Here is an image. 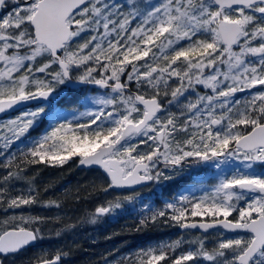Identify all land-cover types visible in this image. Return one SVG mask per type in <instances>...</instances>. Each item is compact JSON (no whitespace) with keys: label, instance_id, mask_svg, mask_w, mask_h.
I'll return each instance as SVG.
<instances>
[{"label":"snow or ice","instance_id":"snow-or-ice-1","mask_svg":"<svg viewBox=\"0 0 264 264\" xmlns=\"http://www.w3.org/2000/svg\"><path fill=\"white\" fill-rule=\"evenodd\" d=\"M128 5L131 10L125 12V6L113 0H0V112L19 101L47 97L69 78L73 66L88 65L79 81L111 88L117 94L102 101L104 108L87 113L93 119L76 124L75 129L59 124L38 140L25 153L32 157L29 163L64 164L78 156L82 165H100L110 177L108 187H113L170 179L158 170L160 163L175 168L189 159L226 156L264 162V0H158L144 8L128 0ZM84 31L94 34L72 50L73 39ZM181 42L186 43L178 47ZM41 55L50 60L37 68L32 62ZM53 65H59V71L53 73ZM21 69L27 74L17 79L15 74ZM37 72L45 78H37ZM94 73H99V78ZM122 75L126 81H121ZM133 82L138 93L151 89L154 94L150 98L145 94L126 97L125 91ZM26 85H35L36 91ZM172 85L176 86L167 104L186 91L196 93L195 102L185 104L186 112H181L182 128L177 126L176 115L166 120L160 116L165 107L160 91L167 96ZM198 85L211 89V94H199ZM237 93L248 95L243 101L234 100ZM120 102L125 106L123 111ZM138 105L143 106L142 113ZM38 111L0 124L6 147L27 132ZM101 119L111 120V126L93 127ZM241 126L251 130L242 131ZM178 131L189 138L173 148L170 141ZM136 136L144 139L121 144ZM49 140L67 145L63 148L66 154L59 156L52 147L46 148ZM140 145H147L150 151L138 150ZM16 175L9 172L3 179L6 183ZM241 192L255 194L243 207L238 206L243 199ZM179 201V207L176 203L166 207L181 228L219 226L250 235L221 240L213 253L205 251L201 243L198 251L174 259L165 251H142L138 264H167L169 259L171 264H186L199 255L209 261L219 257L222 264H264V176L233 175L222 179L210 196H181ZM5 202L7 207L17 208L35 201L24 196L8 199L7 188L0 187V205ZM186 203L191 204V217L217 219L199 225L185 222ZM118 206L98 207L96 215L103 216ZM233 212H238V217L230 220ZM157 215L163 217L166 212L154 213L152 219ZM38 238L39 229L16 226L4 230L0 232V253L16 252ZM59 259H45L41 264H56ZM123 259L137 264L133 257ZM105 264H110L107 258Z\"/></svg>","mask_w":264,"mask_h":264},{"label":"trees","instance_id":"trees-1","mask_svg":"<svg viewBox=\"0 0 264 264\" xmlns=\"http://www.w3.org/2000/svg\"><path fill=\"white\" fill-rule=\"evenodd\" d=\"M90 34L94 33L91 31ZM75 49L78 48L75 46ZM94 75L99 78V73ZM126 79V75L121 76L122 81ZM130 85L133 87L134 82ZM66 90L53 104V110L62 112L61 109H65L77 114L84 110L85 105L90 104L87 99H90L91 94L103 93L88 86ZM139 93L146 96L154 94L152 90ZM187 94L189 91H186L183 97L187 98ZM159 99L162 103L165 100L161 96ZM94 101L95 98L93 103ZM121 107H124V104L120 103V109ZM173 112L175 114L178 111L174 109ZM43 123L44 120L32 128L29 136L38 134ZM183 123V119H177L178 128H182ZM179 132L181 133H177L176 137L179 135L183 138L185 133ZM32 147L26 143L15 153L10 152V149L0 153V187L7 188V198L24 196L32 197L35 201L17 208L7 207V202L0 205V232L7 228L23 226L33 231L39 229V238L35 244L18 253L0 255V264H37L57 256L60 257L57 264H105V258L110 264H128L124 257H133L138 264L142 251L152 250L157 254L165 251L172 259L184 252H196L188 243L173 238L178 234L179 224L171 219L172 212L166 206L169 204L168 200L175 198L177 194L169 191L166 183L158 190L151 181L150 185L141 191L143 194L136 198L134 191L116 192L108 187L110 181L100 169L77 168L78 156L72 157L64 164L29 163L32 157L30 154L25 156V153ZM56 152L59 156L66 154L63 150ZM7 157L11 159L7 160ZM9 172L17 175L5 183L3 178ZM112 196L116 200H113ZM117 201L119 206L114 209L112 217L106 214L96 215V208L108 207ZM186 208L188 215L185 222L217 219L207 216L191 217V204ZM160 211H165L166 215H157L153 220L152 215ZM229 219L234 220L235 217L230 216ZM210 243L211 239L207 241V245ZM167 264H171V259ZM186 264H197V261H188Z\"/></svg>","mask_w":264,"mask_h":264},{"label":"rangeland","instance_id":"rangeland-1","mask_svg":"<svg viewBox=\"0 0 264 264\" xmlns=\"http://www.w3.org/2000/svg\"><path fill=\"white\" fill-rule=\"evenodd\" d=\"M114 3H120L122 6L124 7V11L128 12L131 10V6L128 5V0H113ZM158 2V0H134V3L140 7V8H144L146 5L148 7L156 4ZM79 18V17H77ZM133 27L135 26V24L132 25ZM91 31H84L81 32V34L73 39V42L71 44V48L72 50H76V48H78L81 44H84L86 41H88L89 39H91L92 35L90 34ZM184 43L186 42H181L182 46ZM90 50V49H89ZM238 51V49H236ZM88 51V50H86ZM154 51L157 52V55H160L159 51L157 49H154ZM168 49H165V52H168ZM50 58L47 57L46 55H41L39 57L36 58V61H33L32 63L34 64L35 67H43L44 64L49 63ZM161 62H162V58H161ZM28 63V62H26ZM0 67H2V65H0ZM88 67V65H85L83 67L80 68H76L75 66H73L72 69H70V72L73 73L75 75L76 79H79V77L81 75L84 74V72L86 71V68ZM131 70V68L129 67V71ZM223 71H226V68L222 67ZM51 71L54 73L55 71H59V66L58 65H53ZM27 72L23 69H21L20 71H18L15 75L17 77V79H19L21 76L26 75ZM37 78H45V74L44 73H35ZM47 79H51L50 76L47 77ZM176 85H172L168 90H167V96H165V93L163 90L160 91L159 96H161V98H164V104L165 107L163 109V111L160 113L161 119L166 120L168 118L169 115L174 114L173 110L175 109L176 111H178L177 113H175L174 115H176L178 118L181 115L182 111L186 112V109L184 108V105L189 103V102H195L196 99V93L192 92L191 90H189V94H187V98H191V99H187L184 98L183 95L181 97L178 98L177 101H173L171 104H167L168 100H171V91L175 88ZM134 87L136 88V84L134 82ZM197 87L202 88V90H198L199 94L201 95H210L211 94V89H205L203 85H198ZM260 86H257V88H259ZM26 88L30 89L31 91H36L35 85H26ZM162 88V86H161ZM67 89L66 86V80H64L63 83L57 85L55 88H53L52 90V95L49 99V101L45 104H42L40 106H34V107H29L26 109H23L19 112H15V113H10L7 116L0 118V124H5L8 120L11 119H15L16 117L29 112V111H38V115L36 116V118L33 120V123L31 124V126L29 127V129L27 130V132L21 136L19 139L14 140L13 143H11L10 145H8L7 147L5 146V141L2 137H0V153L10 149V152L15 153L17 150L22 149L25 144H29L31 146H34V144L38 141L41 140L44 136L50 135L51 131L58 126L59 124L62 123H66V124H70V126L75 129V125L79 124V123H86L88 120L93 119L94 117L91 115H88L87 113L91 112V113H95L97 110L104 108L105 105L102 103L101 98L107 100L110 99L114 96H116L117 94L115 92H112V90L107 91V92H103V93H94L91 94V96H89L90 99V104H87L84 106V110H82L81 112L75 114L73 112H69L70 110H65V109H61L63 110L62 112H58L57 110H53V104L56 102V100L59 98V96L63 95L65 91ZM151 90V89H150ZM258 89H254L253 91H256ZM143 91V90H141ZM100 92V91H99ZM155 90H152V93H154ZM143 94V93H140ZM126 97L130 96L131 94L125 92L124 94ZM248 95V93H237L234 95L233 99L234 100H245ZM132 96V95H131ZM95 98V101L93 103V99ZM104 100V101H105ZM119 102V100H118ZM122 103V102H120ZM93 104V105H92ZM123 104V103H122ZM125 107V106H124ZM124 107H121V111L124 110ZM138 107H140L141 109V113H142V107L140 105H138ZM43 127L41 128L40 132L38 134H35V136L30 135L29 136V131L34 128L35 126H37L39 123L43 122ZM111 120H104L101 119L100 121L97 122V125H94L93 127H97V126H104V127H109L111 126ZM241 130L242 131H250V128H248L247 130L243 129V126H241ZM177 133H181V132H177ZM177 133L175 134L174 138L171 139L170 143L171 146L173 148H175L177 145H184L186 140L189 138V136L185 135L183 136V138L176 137ZM78 135H82V132H78ZM69 135H71V133H69ZM144 139L143 136H136L133 137L132 139L126 140L122 145H127V144H134L137 143L139 140ZM12 147V148H11ZM46 148L48 147H52L54 151H58V150H63L64 147H67V145L63 144L60 141H56V140H49L47 142V144L45 145ZM140 151L143 152H147L150 151V149L148 148L147 145H140L139 149ZM257 162H244V161H240L237 160L235 158H231V157H224V158H220V159H212L209 160L208 162H202L201 160H198V164L195 166L198 169L202 168V173L195 175V177H193V181L189 182V184H187L186 186L182 187V189H180V193H178L176 195L175 198L169 199V204H177V206H180V201H179V197L181 196H187L189 197V199H191L192 197H197V199H199L200 197H204L205 195H211L212 190L214 189V187L224 178L233 176V175H237V174H241V175H250V176H254L255 173V169L253 167H255ZM187 173L188 172H194V166H190V167H186L185 168ZM158 170H161L164 172L165 175L169 176V174H167V168L164 167L163 163L159 164ZM193 175V174H192ZM262 177V175L260 176ZM153 182V185H155V187L160 190V186L162 184H165L167 179H159V180H151ZM145 189L141 188L138 191L134 192V197H139L141 196V194H143V191ZM240 195L243 196V199H240L238 201V206L239 207H243L248 200H250L253 196V194L250 193H240ZM113 200L114 196H112ZM116 203L119 204V201H117ZM115 203V204H116ZM190 203H186L184 206L188 207ZM114 209L113 208L108 214L107 216L112 217L114 215ZM232 216H234L235 218L238 217V212H233ZM222 218V217H220ZM16 227V226H15ZM12 227V228H15ZM27 228V227H25ZM9 229V228H7ZM5 229V230H7ZM177 230H178V225H177ZM177 235L173 238H175L176 241H181L184 243H188L195 251H198V249L201 248V243H203V248L205 251H208L209 253H213L217 248H218V243L221 240L224 239H232V238H236L238 236L240 237H244V236H248V235H225V232L222 231L221 229L216 230L215 233L209 232V233H197V232H189V231H185L182 233H179V231H177ZM213 233V234H212ZM228 234V233H227ZM211 239V243L210 245H207V241ZM214 248V249H212ZM183 254H186L185 252ZM194 261H197V264H222V259L219 257H216L214 260L209 261L207 259H205L202 255H199L198 259L197 256L195 257Z\"/></svg>","mask_w":264,"mask_h":264},{"label":"water","instance_id":"water-1","mask_svg":"<svg viewBox=\"0 0 264 264\" xmlns=\"http://www.w3.org/2000/svg\"><path fill=\"white\" fill-rule=\"evenodd\" d=\"M84 82L82 81H79V80H69L68 82V85L71 86V87H77L79 85H82ZM90 86L94 87V88H97V89H107L108 87H101L95 83H88ZM128 89V87H127ZM50 94V93H49ZM137 93H135L134 95H136ZM49 96V95H48ZM48 96L47 97H44V98H35V99H29V100H24V101H19L17 102L16 104L12 105L10 108L6 109V111L4 112H0V118H3L6 114V112L8 111H18V110H21L33 103H41V102H44L48 99ZM146 98H150V97H146ZM142 106V105H141ZM143 108V106H142ZM81 159V158H80ZM79 159V160H80ZM79 160H78V163H77V166L79 168H88V167H100L101 170L107 175V177L110 179V177L108 176L107 172L100 166V165H97V164H91V165H82L79 163ZM149 181H144V182H141V183H138L136 185H132V186H113L112 188L118 190V191H134V190H137L139 188H142V187H145V185L148 184ZM215 221H191V222H188V223H196L197 225H199L200 223H214ZM219 227V226H217ZM217 227H212V228H209L207 230L205 229H202L200 227H196V228H190V229H196V230H200V231H211V230H215ZM13 228H9L7 230H12ZM28 229V228H27ZM181 230L183 229H188V228H181ZM223 229V228H222ZM28 230H31V229H28ZM225 230V229H223ZM226 232L230 233V234H233V235H238V234H244L246 232L244 231H228V230H225ZM35 242L32 241L30 243H28L27 245L23 246L21 249L17 250L16 252H10V253H7V254H2L0 253V255H10V254H14V253H18L20 252L21 250H23L24 248H26L27 246L33 244ZM49 260H54V259H49ZM37 264H41V261L38 262ZM56 264H57V261H56Z\"/></svg>","mask_w":264,"mask_h":264},{"label":"flooded vegetation","instance_id":"flooded-vegetation-1","mask_svg":"<svg viewBox=\"0 0 264 264\" xmlns=\"http://www.w3.org/2000/svg\"><path fill=\"white\" fill-rule=\"evenodd\" d=\"M72 74L73 73L70 72L71 78L73 77V79H74L75 77ZM65 80L67 83V79H65ZM126 92L132 95L131 92H129V91H126ZM51 94H52V92H51ZM40 105H42V104H40ZM40 105H38V106H40ZM34 106H37V105H34ZM210 160H212V159H210ZM197 164H198V160L196 161L195 159H189V161L187 163H184L181 166H176L175 168H167V174L170 175V179H167V181H166V184L168 186V190L173 191V193L175 192L176 194L180 193V189H182V187L189 184V181H193V179H194L193 177H195V175L202 173V168L198 169L197 167H195ZM187 166L188 167L194 166V172H191V173L188 172L187 173V171L185 169ZM253 168L255 169L254 176H257V177H260L261 175L264 176V162H257L255 167H253ZM138 190L139 189L134 190V192H136ZM241 193H247V192H241ZM250 194H252V193H250ZM253 195H255V194H253ZM213 232H216V230H214ZM179 233H182V232L179 231Z\"/></svg>","mask_w":264,"mask_h":264},{"label":"bare ground","instance_id":"bare-ground-1","mask_svg":"<svg viewBox=\"0 0 264 264\" xmlns=\"http://www.w3.org/2000/svg\"><path fill=\"white\" fill-rule=\"evenodd\" d=\"M59 66V65H58ZM67 79V83H66V86H67V89L69 88V89H76V88H79V87H82V86H88L89 88H92V89H94V90H96V91H100V92H107V91H110L111 90V88H107V89H97V88H94V87H92V86H90L87 82H84L82 85H79V86H77V87H71V86H69L68 85V82H69V80H79V79H73V78H71V75H69V78H66ZM122 81V80H121ZM123 82V81H122ZM133 88V89H132ZM126 91H129V92H131L132 93V96H134V94L135 93H137V94H140V93H138L137 92V90H136V88H134V86L133 87H131V85H128V89H126ZM125 91V92H126ZM52 92V91H51ZM51 92H50V94H49V96H48V99L46 100V101H44V102H41V103H33V104H31V105H29V106H27V107H25V108H23V109H26V108H29V107H34V105H40V104H45V103H47L48 101H49V99H50V97H51ZM146 97H151V96H146ZM141 106V105H140ZM142 107V106H141ZM23 109H21V110H23ZM21 110H18V111H8V112H6V114L5 115H8V114H10V113H15V112H19V111H21ZM5 117V116H4ZM251 130V129H250ZM125 141H122L121 142V144H123ZM79 159H80V157H79ZM78 159V160H79ZM202 162H208L209 160H201ZM77 163H78V161H77ZM77 163H76V165H77ZM77 168H79L78 166H77ZM88 168H97V169H100L101 170V168L100 167H88ZM79 169H87V168H79ZM101 172L107 177V175L101 170ZM108 178V177H107ZM109 179V178H108ZM109 181H110V179H109ZM150 183H151V180H149V182H148V184L147 185H145V187H148L149 185H150ZM112 190H114V191H116V192H123V191H125V190H123V191H118V190H116V189H114V188H112V187H110ZM142 188H144V187H142ZM139 189H141V188H139ZM126 192V191H125ZM127 192H133V191H127ZM108 213H106V215H107ZM105 215V214H104ZM103 215V216H104ZM219 219H223V217L222 218H219ZM216 219H214V220H191V221H215ZM230 220H232V219H230ZM191 221H188V222H191ZM187 222V223H188ZM28 229H30V228H28ZM218 229H221L222 231H224L225 233H228V232H226L225 230H223L222 229V227H217L215 230H218ZM32 230V229H31ZM178 231H180V232H185V231H189V232H197V233H209V232H212V231H214V230H211V231H205V232H203V231H200V230H196V229H190V228H188V229H183V230H181L180 229V225L178 226ZM228 234H230V233H228ZM231 235H233V234H231ZM238 235H240V234H238ZM243 235H250L249 233H244ZM37 240V239H36ZM36 240H35V242L33 243V244H35L36 243ZM33 244H31V245H33ZM15 254V253H14ZM11 255V254H10ZM57 263H58V261H57Z\"/></svg>","mask_w":264,"mask_h":264}]
</instances>
